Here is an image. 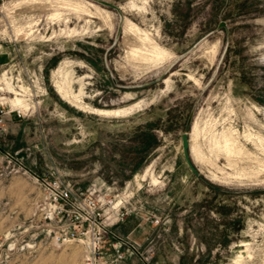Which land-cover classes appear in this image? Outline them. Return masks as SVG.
<instances>
[{"label": "rangeland", "instance_id": "1", "mask_svg": "<svg viewBox=\"0 0 264 264\" xmlns=\"http://www.w3.org/2000/svg\"><path fill=\"white\" fill-rule=\"evenodd\" d=\"M0 56V264H81L38 210L50 168L148 230L108 221L131 264H264V0H0Z\"/></svg>", "mask_w": 264, "mask_h": 264}, {"label": "built area", "instance_id": "2", "mask_svg": "<svg viewBox=\"0 0 264 264\" xmlns=\"http://www.w3.org/2000/svg\"><path fill=\"white\" fill-rule=\"evenodd\" d=\"M9 112L0 108V131H5ZM37 203L41 219L58 243L76 242L81 249V264H123L127 255L138 253L135 243L117 238L109 241L108 221L124 220L128 211L122 200H107L99 196L93 185L81 188L65 173L50 168L47 174L36 176ZM151 222L160 223L158 217ZM152 244L144 245L140 253L148 259ZM147 254V255H146Z\"/></svg>", "mask_w": 264, "mask_h": 264}, {"label": "crops", "instance_id": "3", "mask_svg": "<svg viewBox=\"0 0 264 264\" xmlns=\"http://www.w3.org/2000/svg\"><path fill=\"white\" fill-rule=\"evenodd\" d=\"M3 58L5 59L6 57L0 56V63H2ZM18 122L21 123L22 120L20 119V120H18ZM126 220L127 221H125V222L123 221V223L121 225H116V226L112 227L111 230L113 232L118 233L119 235L128 233L127 236L130 239L135 240V241H141L145 237V235L148 233V230L147 229H140L141 225H138L137 222L129 221V218H126ZM132 262H134V261L131 258L125 257L123 264H131Z\"/></svg>", "mask_w": 264, "mask_h": 264}, {"label": "water", "instance_id": "4", "mask_svg": "<svg viewBox=\"0 0 264 264\" xmlns=\"http://www.w3.org/2000/svg\"><path fill=\"white\" fill-rule=\"evenodd\" d=\"M218 26L219 27H225V22L220 21ZM181 147H182L183 158H184L187 166L189 167V169L194 174H197V170L195 169V167L191 161L190 154H189V141H188V136H187L186 132L182 133V135H181Z\"/></svg>", "mask_w": 264, "mask_h": 264}, {"label": "bare ground", "instance_id": "5", "mask_svg": "<svg viewBox=\"0 0 264 264\" xmlns=\"http://www.w3.org/2000/svg\"><path fill=\"white\" fill-rule=\"evenodd\" d=\"M137 29V28H136ZM60 86V85H59ZM58 86V87H59ZM60 90H63L62 86L59 87ZM117 110H103V109H99L97 110L98 113H104V114H108V113H113L116 112ZM119 113V112H118ZM260 141H262L259 138ZM264 142V141H263ZM234 140L233 138H230L229 136L227 137L226 135L222 136V144L220 145V148L222 149V151H224L227 155H231L233 153H235L237 150L235 149V145H234Z\"/></svg>", "mask_w": 264, "mask_h": 264}, {"label": "trees", "instance_id": "6", "mask_svg": "<svg viewBox=\"0 0 264 264\" xmlns=\"http://www.w3.org/2000/svg\"><path fill=\"white\" fill-rule=\"evenodd\" d=\"M149 138H150V136H149ZM149 142V141H148ZM145 150H147L148 148L147 147H149L148 145H147V143H146V145H145ZM142 150H144L143 148H142ZM147 152V151H146ZM135 169V168H134Z\"/></svg>", "mask_w": 264, "mask_h": 264}]
</instances>
